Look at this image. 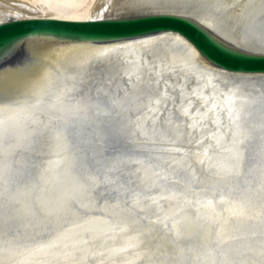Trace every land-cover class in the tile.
Segmentation results:
<instances>
[{"label":"bare ground","instance_id":"bare-ground-1","mask_svg":"<svg viewBox=\"0 0 264 264\" xmlns=\"http://www.w3.org/2000/svg\"><path fill=\"white\" fill-rule=\"evenodd\" d=\"M151 14L264 55L262 0H0V23ZM9 49L0 264H264V75L165 35Z\"/></svg>","mask_w":264,"mask_h":264},{"label":"water","instance_id":"water-1","mask_svg":"<svg viewBox=\"0 0 264 264\" xmlns=\"http://www.w3.org/2000/svg\"><path fill=\"white\" fill-rule=\"evenodd\" d=\"M163 35L167 41H174L176 37L182 40L199 58L220 72L264 75V55L244 54L227 49L190 20L167 14L90 21L11 19L0 23V53L18 42L41 37L79 43L112 44Z\"/></svg>","mask_w":264,"mask_h":264},{"label":"snow or ice","instance_id":"snow-or-ice-1","mask_svg":"<svg viewBox=\"0 0 264 264\" xmlns=\"http://www.w3.org/2000/svg\"><path fill=\"white\" fill-rule=\"evenodd\" d=\"M262 3H264V0H262ZM262 23H264V21H261ZM0 47H2V45H0ZM11 50H5L2 53H0V55H4L7 56L9 54ZM3 106L0 105V108H2ZM0 125H3V121H0ZM6 131V129H2L0 128V146H2L5 142V135L4 132ZM10 139V137H8ZM264 138V137H262ZM101 195H103V193H101ZM211 203V201L209 202ZM259 211L256 213V218L259 219V224L262 228H264V195L261 196V200H260V204H259Z\"/></svg>","mask_w":264,"mask_h":264}]
</instances>
